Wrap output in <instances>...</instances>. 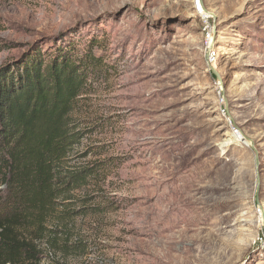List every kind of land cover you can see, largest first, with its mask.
I'll return each mask as SVG.
<instances>
[{
  "label": "rangeland",
  "instance_id": "rangeland-1",
  "mask_svg": "<svg viewBox=\"0 0 264 264\" xmlns=\"http://www.w3.org/2000/svg\"><path fill=\"white\" fill-rule=\"evenodd\" d=\"M195 1L0 0V70L97 39L108 73L81 114L103 210L41 264H264V0Z\"/></svg>",
  "mask_w": 264,
  "mask_h": 264
},
{
  "label": "trees",
  "instance_id": "trees-1",
  "mask_svg": "<svg viewBox=\"0 0 264 264\" xmlns=\"http://www.w3.org/2000/svg\"><path fill=\"white\" fill-rule=\"evenodd\" d=\"M93 39L80 57L33 52L0 70V264H41L42 246L79 251L77 219L98 214L92 183L105 160L85 162L91 129L81 117L94 84L108 74Z\"/></svg>",
  "mask_w": 264,
  "mask_h": 264
},
{
  "label": "water",
  "instance_id": "water-1",
  "mask_svg": "<svg viewBox=\"0 0 264 264\" xmlns=\"http://www.w3.org/2000/svg\"><path fill=\"white\" fill-rule=\"evenodd\" d=\"M210 69L217 76V78L220 80L221 78H220L219 74L214 70V68L213 67H210ZM246 139L250 143L251 148L255 152V155H256V165H257V168H259V164H260V162H259V153H258V151H257V149L255 147V144H254V142L251 139H249L247 137H246Z\"/></svg>",
  "mask_w": 264,
  "mask_h": 264
},
{
  "label": "built area",
  "instance_id": "built-area-1",
  "mask_svg": "<svg viewBox=\"0 0 264 264\" xmlns=\"http://www.w3.org/2000/svg\"><path fill=\"white\" fill-rule=\"evenodd\" d=\"M195 8L197 9V13L201 15L202 7H201V2L199 0L195 1ZM0 189L1 190H6V187L5 186H1Z\"/></svg>",
  "mask_w": 264,
  "mask_h": 264
},
{
  "label": "bare ground",
  "instance_id": "bare-ground-1",
  "mask_svg": "<svg viewBox=\"0 0 264 264\" xmlns=\"http://www.w3.org/2000/svg\"><path fill=\"white\" fill-rule=\"evenodd\" d=\"M243 138H244V137H242V140H243ZM245 139H246V138H245ZM246 141H247V139H246Z\"/></svg>",
  "mask_w": 264,
  "mask_h": 264
}]
</instances>
